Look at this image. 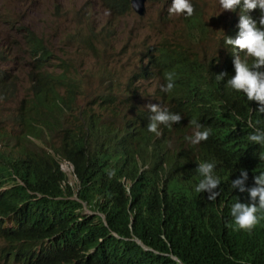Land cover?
<instances>
[{"label": "trees", "instance_id": "16d2710c", "mask_svg": "<svg viewBox=\"0 0 264 264\" xmlns=\"http://www.w3.org/2000/svg\"><path fill=\"white\" fill-rule=\"evenodd\" d=\"M101 1L113 14H122L129 6L128 0ZM191 3L195 8L194 15H181L180 35L161 38L147 47L145 64L127 78L125 88L130 93L119 99L114 86L108 85L95 92L92 98L77 104L76 99L81 93L78 79L62 60L58 64V72L44 70L43 64L50 58V51L40 36L23 27L22 37L30 63L28 92L19 99L16 108V132L0 128V186L11 183L9 188L0 190V236L5 249L3 254L8 255L10 260L14 259L18 264H101L95 256H85L79 251L96 244L102 252L115 251L122 264H177L163 255L141 249L131 239L118 240L106 235L101 222L84 216L79 210V202L68 197L73 192V184L68 182L59 160L64 158L73 165L80 181L77 196L86 198L87 194L93 193L103 197L99 209L105 215L107 226L125 236L128 229L124 201L118 192L111 191L114 190L126 151L118 139L115 126L124 113L123 107L136 94L131 80L150 78L156 74L163 86L167 83L166 74L172 73L173 90L165 93L159 89L163 98L162 108L180 114V124L186 121L192 125L190 121L196 119L203 126L201 130L205 126V116L211 111L237 107V92L226 84L235 75L234 57L230 47L224 45L223 36L235 38L238 23L231 27L229 22L219 39L225 50L224 62L219 64L216 57L206 55L203 50L208 37L198 44L206 35L207 22L195 3ZM228 62L230 67H227ZM221 73L225 75L218 80L216 77ZM3 80L4 76L0 74V96L11 97L14 87ZM116 115L118 117L114 120ZM150 115L149 110L136 108L134 119L126 129L127 137L137 143L159 146L169 127L161 125L162 134L159 137L148 132ZM249 116L256 127L264 128V115L257 113V109ZM27 134L31 136L26 137ZM184 141L190 147L191 143L186 139ZM225 142L235 143L241 150L242 158L248 157L252 150L244 146L241 137L229 127L219 131L212 140V144L217 145ZM93 146L98 147L101 154L88 161L85 154ZM209 149L210 146L204 153ZM183 155L187 156L188 152L184 150ZM17 186L29 195L16 199L11 188ZM22 199H26V203L18 209H11L14 210L11 225H5L1 215L9 210L7 201ZM130 205L134 210L132 232L157 250L169 249L182 262L264 264V210L257 213L258 223L250 232L240 230L235 221H231L229 210L224 209L223 217L214 212L205 220L189 216L182 222L184 233H178L169 227L167 210L161 209L148 193H131ZM40 215L50 217L48 228L40 230L33 226V219ZM80 225L89 233L76 236L80 238L79 244L65 245L56 252L43 246L44 239L66 240L73 227ZM162 228L165 229L169 247L159 238ZM98 237L101 239L98 240ZM192 238L197 244L191 241ZM194 245L195 249L191 252Z\"/></svg>", "mask_w": 264, "mask_h": 264}, {"label": "clouds", "instance_id": "9594fccd", "mask_svg": "<svg viewBox=\"0 0 264 264\" xmlns=\"http://www.w3.org/2000/svg\"><path fill=\"white\" fill-rule=\"evenodd\" d=\"M130 1L132 0H128L129 6L124 13L113 14L99 0L104 12L112 17H120L129 12L132 9ZM217 2H219L222 11L227 10V13L230 15L227 24L230 22V26L233 27L238 23V31H236L238 35L235 38L223 36V40L224 45L230 47L234 57L233 65L235 71V75L228 79L226 84L229 88L237 92L239 104L232 109H222L208 113L205 116V126L202 130L201 128L203 126L196 119L190 121L192 125H188L185 121L181 123L179 136L176 138H168L165 134L170 133L171 126L178 124L182 116L178 113H172L165 108H161L157 104H149L147 108H140L139 106L133 105L130 99H135L138 96L136 90V94L123 107L124 113L117 120L115 126L118 139L126 151L119 166L117 181L114 183V192H111H118L121 200L124 201L125 215L127 217V235H119L114 229L107 226L105 215L99 209L101 203L104 201L103 197L93 193L87 194L86 198L77 196V191L80 190V181L74 173L73 165L64 158L59 160L60 168L62 161H65L70 166L73 181L68 182L73 184V192L68 197L76 199L79 202V210L84 216L93 217L94 220L101 222L105 226L106 235L113 236L118 240L131 239L141 249L163 255L169 261L172 260L177 264H185V262H182L169 249L163 251L157 250L151 245L142 242L132 232L131 218L134 210L130 205L131 193H148L159 203L161 209L167 210L169 227L178 233H184L182 222L189 216L205 220L209 218L210 213L214 212L219 214L220 217H223L224 209L229 210L231 221H235L236 226L240 230L250 232L258 223L257 213L264 210V128L256 127L249 116L255 109H257V113L264 115V0H217ZM143 3H145V0H143ZM196 7L201 11L203 16L201 8L197 5ZM167 12L169 15L191 17L194 15L195 8L190 0H172V4L167 9ZM205 20L208 23L206 18ZM3 24L5 31L13 27L11 29L20 34L25 50L26 46L22 37L23 27H27L36 36H39L26 24L18 23L14 26L8 19ZM227 24L222 29L223 33ZM222 35L218 37L217 47L224 57V47L219 43ZM164 37L170 38L172 34L161 36L151 45H154ZM43 42L45 43L44 40ZM147 51L148 48L143 51L139 58L138 67L132 68L129 75L141 70L148 56ZM204 52L206 55L216 57V61L221 64L216 54L210 53V51ZM50 58L55 59L58 63L62 60V58L57 56L51 57V52ZM230 66L231 64L228 62L227 67ZM29 69L30 66L25 71L26 84L21 87L15 78L8 74L6 69L0 68V74L4 76L3 81L14 87V94L11 97L0 96V98L8 99L17 97L16 105L8 124L6 126L0 125V128H10L16 132L14 116L19 99L28 92L27 75ZM224 75V73H221L216 78L220 80ZM76 78L78 79L82 93V82L78 77ZM153 78L160 79L158 75L154 74L153 77H141L135 81L139 82ZM166 80L167 83L161 87V90L165 93H170L175 87L174 75L170 72L167 73ZM132 86L137 88V84H132ZM20 89L22 93L19 95ZM124 93L129 94L130 92L125 91ZM92 97L93 95L89 98ZM136 108L150 111L151 115L147 124L148 132L159 137L162 134L160 131L161 125L169 127L164 132L165 139L161 138L163 141L161 145L153 146L148 143H137L127 137L126 129L129 123L132 122L131 120L134 119L133 114ZM118 115L114 117V120ZM226 127H229L241 137L244 146L252 149L248 157L242 158L240 148L233 142H225L222 145L212 144V140L218 136L219 131ZM190 134L192 135L189 136ZM29 136L31 134L26 135V137ZM184 139L191 143L190 147L186 146L187 142ZM34 142L38 146L41 145L45 148L38 141ZM208 146H210V149L207 153H204ZM184 150L188 152L187 156L183 155ZM100 154L101 150L93 146L86 152L85 157L90 161L93 157H99ZM64 173L67 177V173L65 171ZM10 185L11 183L3 184L0 186V190L7 189ZM29 192L31 191L29 190ZM22 193L24 194L25 192L23 191ZM25 200H9L16 201L17 203L16 206H11L8 203L9 210H6V213L1 215L5 225H11V214L14 211L11 208L18 209V204H25ZM85 209H88V211ZM49 225L50 217L48 215H40L33 219V226L37 229H46ZM193 230L195 231V228ZM87 233L89 232L83 225L75 226L66 240L47 241L44 239L43 246L48 251L56 252L65 245L74 242L79 244L80 238H76V236H84ZM158 235L166 246L169 247V241L164 228L159 231ZM97 239L100 240L101 237ZM4 250V244L1 240L0 264H10L9 256L3 254ZM79 251L85 256H95L101 264H122L119 255L115 251L102 252L96 244L90 245L86 249H79ZM11 260L18 264L16 260Z\"/></svg>", "mask_w": 264, "mask_h": 264}, {"label": "rangeland", "instance_id": "374dc122", "mask_svg": "<svg viewBox=\"0 0 264 264\" xmlns=\"http://www.w3.org/2000/svg\"><path fill=\"white\" fill-rule=\"evenodd\" d=\"M190 2L201 8L208 21L206 35L198 44L208 37L203 50L216 54L222 63L224 57L217 47L218 37L222 35L230 15L227 10L222 11L217 0ZM171 4L172 0H145L141 15L131 9L120 17H112L104 12L99 0H0V68L6 69L21 87L26 84L25 71L30 66L28 53L20 34L11 29L13 27L5 31L3 23L8 19L14 26L18 23L28 25L43 38L51 57L62 58L70 72L81 80L83 90L76 99L78 104L108 85L114 86L116 98L119 99L127 95L124 92L128 75L132 68L138 67L143 51L163 35H180V17L167 12ZM58 64V61L50 58L43 68L56 72L60 69ZM131 82L137 84L138 92L135 99H130L133 105L147 108L149 104H157L163 107L160 79ZM21 93L20 89L19 95ZM16 100L17 97L0 98L1 126L8 124ZM180 128L179 122L171 126L170 133L165 136L178 137ZM52 140L55 142V137ZM61 168L67 173L68 181H73L68 163L62 161ZM11 191L16 194V199L29 195L23 194L18 186L11 188ZM7 202L11 206L17 203ZM191 241L195 242V238ZM194 249L195 245L191 252ZM187 258H190V254ZM9 263L17 264L12 260Z\"/></svg>", "mask_w": 264, "mask_h": 264}, {"label": "water", "instance_id": "95a60500", "mask_svg": "<svg viewBox=\"0 0 264 264\" xmlns=\"http://www.w3.org/2000/svg\"><path fill=\"white\" fill-rule=\"evenodd\" d=\"M131 8L137 13L142 14L144 9L143 0H132L130 1ZM133 2V3H132Z\"/></svg>", "mask_w": 264, "mask_h": 264}]
</instances>
